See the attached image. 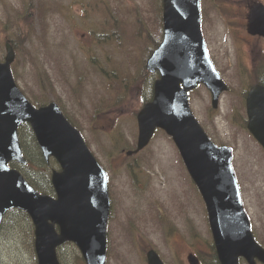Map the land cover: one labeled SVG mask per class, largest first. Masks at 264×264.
<instances>
[{"label":"rangeland","instance_id":"obj_1","mask_svg":"<svg viewBox=\"0 0 264 264\" xmlns=\"http://www.w3.org/2000/svg\"><path fill=\"white\" fill-rule=\"evenodd\" d=\"M256 1L264 0H201L204 35L230 88L218 109L212 107L204 85L192 92L191 104L212 139L233 148L244 205L264 245V148L247 121L243 123L250 85L245 70L264 62V38L247 31L249 8ZM160 4L161 0H0V60L10 39L17 52L14 71L19 85L38 102H60L110 173L114 214L107 264H147L150 248L167 264H190V253L201 264H214L205 204L173 139L158 130L142 152L126 154L138 143L137 114L152 96L151 75L145 79L137 69L143 64L147 72L148 45L155 40ZM113 33L116 39H111ZM117 66V74L125 77L120 95L109 85L111 75L117 77ZM114 85L119 87V81ZM21 136L27 148L38 153L32 130L23 127ZM136 161L141 165L134 170V181L129 164ZM10 164L39 191L52 192L46 166L37 161ZM50 164L58 168L53 160ZM34 229L27 212H7L0 228V264H38ZM60 255L63 264H86L74 243L61 247Z\"/></svg>","mask_w":264,"mask_h":264},{"label":"water","instance_id":"obj_2","mask_svg":"<svg viewBox=\"0 0 264 264\" xmlns=\"http://www.w3.org/2000/svg\"><path fill=\"white\" fill-rule=\"evenodd\" d=\"M164 38L147 61V68L160 70L153 100L138 114V148H144L160 127L180 149L209 212L216 250L221 264L264 262V247L254 238L228 146H217L194 116L189 91L203 82L210 88L217 107L228 88L215 68L201 29L200 0H164ZM249 31L264 35V4L249 15ZM0 62V224L13 207L26 210L35 223V247L39 264H61L57 248L75 242L87 264H106L107 224L110 198L107 174L87 146L81 132L56 102L35 107L19 88L12 71L16 53L10 41ZM248 127L264 146V86H253L247 97ZM30 122L47 159L55 156L62 170L54 171L57 198L38 192L11 160L27 163L18 128ZM59 225V231L56 229ZM190 264L199 258L190 254ZM149 264H165L155 250Z\"/></svg>","mask_w":264,"mask_h":264},{"label":"trees","instance_id":"obj_3","mask_svg":"<svg viewBox=\"0 0 264 264\" xmlns=\"http://www.w3.org/2000/svg\"><path fill=\"white\" fill-rule=\"evenodd\" d=\"M156 14H157V26H158V28H157V30H154L155 32H156V35H155V40H154V46L155 45H157V43L159 42V39H160V37H161V33H162V21H161V15L159 16V14L156 12ZM138 30H139V28L137 29V32H138ZM113 36L114 37H112L111 39H116V37H117V34L116 33H113ZM118 69H119V67L117 66L116 68H115V73H116V75H117V77H116V79H118V80H120V82L122 83V80L125 78L124 76H122V77H120L118 74H117V71H118ZM42 78H45V76H44V74L42 75ZM42 103H44V102H42ZM69 118H70V116H69ZM71 119V118H70ZM72 120V119H71ZM73 121V120H72ZM74 122V121H73ZM75 123V122H74ZM76 124V123H75ZM38 148V147H37ZM38 150H40L39 148H38ZM24 151H25V153H26V156L28 157V159H29V164L31 163V162H36L37 161V164L40 166V165H45L46 164V161H45V159H44V157H43V155H42V152H41V150L40 151H38V153H35V149H28L27 148V146H26V144H24ZM43 163V164H42ZM42 166V167H43ZM44 168V167H43ZM45 172H47V171H45ZM43 174H44V172H43Z\"/></svg>","mask_w":264,"mask_h":264},{"label":"flooded vegetation","instance_id":"obj_4","mask_svg":"<svg viewBox=\"0 0 264 264\" xmlns=\"http://www.w3.org/2000/svg\"><path fill=\"white\" fill-rule=\"evenodd\" d=\"M112 180L110 181V191H111V195H112V193L114 192V188L112 187ZM50 185L52 186V184H51V181H50ZM191 220H192V218L190 217V220H189V218H188V222H189V224L191 223Z\"/></svg>","mask_w":264,"mask_h":264}]
</instances>
